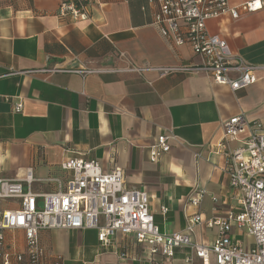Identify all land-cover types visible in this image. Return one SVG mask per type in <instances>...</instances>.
Returning <instances> with one entry per match:
<instances>
[{"label": "crops", "instance_id": "1", "mask_svg": "<svg viewBox=\"0 0 264 264\" xmlns=\"http://www.w3.org/2000/svg\"><path fill=\"white\" fill-rule=\"evenodd\" d=\"M65 0H0V178L22 179L29 168L37 179L35 193H51L50 179L65 181L60 165L73 158L96 160L107 172L120 167L127 187L145 190L155 222L167 233H185L190 216L203 220L242 210L243 193L231 188L227 153L241 146L249 133L226 144L224 123L243 115L264 124V75L244 90L214 85L204 73L97 74L41 72L60 68L124 66L127 53L141 66L197 67L203 63L190 46L166 41L154 21L157 8L146 0H90L85 19L60 16ZM231 7L254 0H228ZM264 3V0H263ZM206 29L230 46L233 54L264 65V5L257 12L229 13L209 20ZM23 111L16 113V103ZM161 134L173 136L171 151L157 163L150 146ZM197 189L206 196L195 208ZM2 207L10 204L2 202ZM162 207L169 209L163 214ZM219 229L196 227L193 239L212 245ZM24 251L23 233L16 234ZM232 236H244L234 226ZM111 246L95 230L42 231L40 241L65 264H203L186 248L173 259H149L133 237L117 233ZM193 257L192 262L187 259ZM208 264H216L211 258Z\"/></svg>", "mask_w": 264, "mask_h": 264}, {"label": "built area", "instance_id": "2", "mask_svg": "<svg viewBox=\"0 0 264 264\" xmlns=\"http://www.w3.org/2000/svg\"><path fill=\"white\" fill-rule=\"evenodd\" d=\"M157 8L155 25L161 36L173 45L190 46L203 63L197 67L139 66L127 53L120 52L121 68H60L41 72L74 73L83 78L97 74H155L160 78L172 74L204 73L213 84L232 91L244 90L256 84L264 75V65H254L232 53L226 41L218 35H210L206 29L209 20L229 13L233 18L242 12H257L263 8V0H254L231 7L228 0H146ZM90 0H65L61 3L60 16L85 19ZM260 74H263L262 77ZM16 113L23 111V103L14 106ZM248 130V137L235 150L227 153L228 177L231 188L243 193L242 210L226 217L205 222L197 212L188 219L185 233H167L155 222L150 209V195L144 190L128 188L125 172L120 167L107 172L96 160L73 158L60 167L68 174L65 181L50 179L56 191L35 193L37 181L32 168L22 179L0 178V264H65L62 255L50 252L40 241L42 231L95 230L98 240L111 246L117 233L133 237L149 259L163 256L173 259L177 249L186 248L192 256L208 264L214 258L216 264H264V124L250 122L243 115L230 118L223 126L227 143L238 140ZM173 136L161 134L156 144L150 146V161L157 163L170 153ZM191 204L200 209L206 196L204 189H197ZM2 202L10 204L2 207ZM169 209L162 207L163 214ZM207 223L219 229L212 245L196 242L192 235L196 227ZM244 236L242 242L233 236V227ZM23 233L24 251L20 250L17 236ZM250 238V241H249ZM120 264H128L126 251L120 252ZM187 259L192 262L193 257Z\"/></svg>", "mask_w": 264, "mask_h": 264}, {"label": "rangeland", "instance_id": "3", "mask_svg": "<svg viewBox=\"0 0 264 264\" xmlns=\"http://www.w3.org/2000/svg\"><path fill=\"white\" fill-rule=\"evenodd\" d=\"M249 241H250V238H249Z\"/></svg>", "mask_w": 264, "mask_h": 264}]
</instances>
